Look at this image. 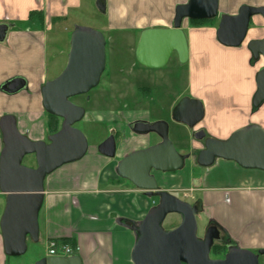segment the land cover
<instances>
[{
    "label": "crops",
    "instance_id": "obj_1",
    "mask_svg": "<svg viewBox=\"0 0 264 264\" xmlns=\"http://www.w3.org/2000/svg\"><path fill=\"white\" fill-rule=\"evenodd\" d=\"M117 1L105 0L109 20L104 28H137L132 24L133 0L129 8L124 5L125 0L120 1L125 8L122 13ZM186 1L162 0V3L170 2V7L162 14L142 15L139 12L140 17L152 22L139 29L138 37L140 30L147 27L172 26L175 6ZM81 2L0 0V23L8 26L4 40L0 41V117L13 115L19 132L30 140H46L48 135V116L40 93L44 82L53 78L46 69L48 33L61 21L59 19L69 15L70 10L79 8ZM242 4L264 6V0H219L218 14H235ZM251 20L255 21L253 17ZM185 21L182 26L189 50L188 62L184 64L186 93H181L168 105V114L171 115L172 108L184 95L202 103L204 115L193 130L203 129L208 136L226 139L234 130L249 123L264 129V103L254 110L251 105L254 77L263 63L262 59L254 61L246 47L248 40L264 34L259 35L256 28L249 26L247 39L238 47H228L216 39L218 19L201 26H188ZM172 56L177 61L176 56ZM13 79H21L22 86L15 91L3 90V85ZM141 92L144 98H151L148 89ZM138 115L135 118L161 120L152 118L149 111ZM117 118L112 117V120ZM183 127L187 139L174 134L173 142L187 144L188 149L198 148L196 144L200 142L193 138V130ZM138 137L141 138L138 140ZM127 140L118 145L113 158L94 149L89 153L87 150L81 159L66 163L45 177L44 198L38 213L41 242L55 239L77 247L73 254L84 264H133L130 253L135 235L127 224L141 220L155 198L119 177L116 165L126 153L153 144L159 138L155 134L138 136L128 132ZM2 146L0 131V151ZM250 170L246 171L233 161L218 159L210 167H199L198 175L170 176L176 179L171 184L166 173L154 172V175L163 190L170 191L173 186L191 189L187 201L196 204L197 216L204 228L216 224L232 245L257 252L264 249V171ZM4 205L5 195L0 192V217ZM12 258H6L3 253L0 232V264H10Z\"/></svg>",
    "mask_w": 264,
    "mask_h": 264
},
{
    "label": "water",
    "instance_id": "obj_2",
    "mask_svg": "<svg viewBox=\"0 0 264 264\" xmlns=\"http://www.w3.org/2000/svg\"><path fill=\"white\" fill-rule=\"evenodd\" d=\"M95 6L105 13V0H95ZM219 0H187L174 9L172 26L147 27L140 31L134 49L137 64L159 69L167 65L174 54L180 65L188 62L189 50L183 21L186 19H213L219 16L215 35L217 41L228 47H238L246 39L253 16L264 19V6L243 4L235 14H218ZM7 24L0 23V41L4 40ZM104 35L99 30L77 25L70 34L66 64L61 72L44 82L41 103L44 111L61 119L59 129L47 135L46 140H30L19 132L16 118L11 114L0 117L2 149L0 151V192L5 205L0 217L3 253L17 257L26 252L27 240L39 242L38 213L44 198V179L58 167L81 159L88 149L87 139L75 127L85 110L70 98L85 94L100 81L105 68ZM247 49L254 61L262 59L256 72L252 109L264 103V36L247 41ZM23 84L13 79L3 85L5 91H15ZM202 103L184 96L171 110L173 121L189 129L202 120ZM137 134H155L159 140L146 147L132 150L116 165L119 177L128 180L147 196L158 201L143 218L135 222V241L130 253L133 264H258L264 249L253 252L226 244L222 258H211L210 249L220 240V230L209 226L202 237L197 235L196 204L183 200L159 187L154 172L168 173L181 169L190 153L180 154L168 137L165 120L135 121L131 125ZM193 138L201 143L194 160L197 166L207 168L218 159L233 161L244 169L264 171V129L249 123L234 130L226 139L205 137L204 130H193ZM205 137V138H204ZM116 144L112 134L97 145L99 154L113 158ZM26 155H34L35 166L22 164ZM170 213L180 215L179 224L164 229L162 223ZM34 264H81L76 254L42 257Z\"/></svg>",
    "mask_w": 264,
    "mask_h": 264
},
{
    "label": "rangeland",
    "instance_id": "obj_3",
    "mask_svg": "<svg viewBox=\"0 0 264 264\" xmlns=\"http://www.w3.org/2000/svg\"><path fill=\"white\" fill-rule=\"evenodd\" d=\"M120 1L122 0L117 1V5H119V11L122 13L125 11V8L122 4H119ZM133 2L134 20L132 24L138 27L133 29L126 28L125 30H107L104 28V25L109 20L108 12H99L95 6V0H82L79 8L70 10L69 15L64 19H59L61 21H58L53 26V30L48 33L46 69L53 78L61 72L66 64L70 34L75 26H88L99 30L104 35L106 41L105 68L100 81L97 86L89 90L86 95H77L70 98L74 104L83 107L85 110L83 118L74 125L86 137L88 153L92 149L97 152V145L110 134L117 135L116 141L120 143L119 145H122L124 141L125 143L128 142L127 136L129 131L125 127L127 123L126 120L128 119L130 121L140 116L138 115L139 112L149 111L152 118L159 117L161 120L167 122L168 137L178 153L184 154L192 152L193 154V150L188 149L187 144L183 145L178 142H173L174 134L186 140V129L183 125H175L171 119V115L168 114V105L175 100L178 95L186 93V67L180 65L173 56L166 66L159 69L143 67L137 64L134 59V49L138 40V31L141 27L152 22L150 19L140 17L139 12L142 13V15L152 13L162 14L166 12V8L168 9V7H170V2L169 4L162 3V0H133ZM124 5L128 8L131 7V0H125ZM253 18L255 21L253 22V20H251L249 26H252L253 29L256 28L259 35L264 34V19L258 16ZM214 20H216V18H214ZM214 20L211 23H213ZM185 22L188 26H192L189 24L188 19H186ZM261 63H263L262 60ZM159 82L161 83L160 85ZM140 87L148 89L149 93L151 92L149 94L151 98H144L143 93L139 91ZM112 117L118 118L112 120ZM56 122L59 129L61 119L57 118ZM140 138L141 137H138V140ZM154 138V136H151V139ZM138 140L136 141L137 144L140 142H138ZM196 145L198 147L200 146L199 144ZM194 161V156L190 154V157L185 160L184 166L181 169L166 173L168 183L171 184L176 181L175 178L171 179L170 176L178 178L180 176L185 177L186 175H198L200 172L199 167L195 165ZM22 164L34 167V155L24 156ZM249 170L250 169H246V171ZM178 183H180V181ZM182 187L183 186L175 188V186H173L172 190L168 191L187 201L190 199L189 194L191 189ZM154 198L153 205L158 201L156 196H154ZM180 220V215L170 213L165 217L162 226L164 229H170L179 224ZM204 232L205 228L200 220V216H197V235L202 237ZM228 243L231 244L230 242ZM47 251L48 247L46 243L41 241L37 244L29 243L26 252L12 258L13 261H11L10 264H34V258L46 254ZM224 252L225 250H223L217 258H222L225 254ZM210 257L215 258L211 253ZM258 264H264V253L259 255Z\"/></svg>",
    "mask_w": 264,
    "mask_h": 264
},
{
    "label": "flooded vegetation",
    "instance_id": "obj_4",
    "mask_svg": "<svg viewBox=\"0 0 264 264\" xmlns=\"http://www.w3.org/2000/svg\"><path fill=\"white\" fill-rule=\"evenodd\" d=\"M243 5V4H242ZM257 16H259V15H257ZM254 17V16H253ZM216 19H218V21H219V16H217L216 17ZM258 61V60H257ZM144 89V87H140V89H139V91H141V90H143ZM87 93H85V94H81L80 96H82V95H86ZM79 96V95H78ZM182 97H184V96H182ZM181 97V98H182ZM72 98V97H71ZM190 98V97H189ZM135 121H146V120H143V119H141V118H135V119H133V120H130V121H128L127 123H126V129L129 131V132H132L133 134H135V135H147V136H150V134H137V133H135L133 130H132V127H131V125H132V123L133 122H135ZM190 130H192V129H190ZM197 130H200V129H197ZM203 130V129H202ZM192 134H193V132H192ZM113 136H114V139H115V144H116V150H117V148H118V145L120 144L118 141H116L117 139H116V136L117 135H114V134H112ZM109 136V135H108ZM107 136V137H108ZM208 135L205 133V137H207ZM106 137V138H107ZM204 137V138H205ZM105 138V139H106ZM103 141V140H102ZM203 140H201V141H198V142H200V146L198 147V148H191L192 150H193V154H192V152H190V154L192 155V156H194V155H196V153L200 150V149H202L203 148V145H202V142ZM101 143V142H100ZM148 145H150L149 143H148ZM148 145H146V146H148ZM146 146H144V147H146ZM115 150V151H116ZM195 162V161H194ZM195 165H196V163H195ZM197 166V165H196ZM199 167V166H198ZM155 200V199H154ZM153 206V205H152ZM212 225H214V226H216L219 230H220V240H219V242H214V244L213 245H215L216 243H218V244H223V245H225V244H228V245H231V244H229L228 243V241H230V240H228L227 239V237L223 234V232H222V230L216 225V224H209L206 228H205V230L209 227V226H212ZM135 226V222H133V221H131L130 223H129V225H128V228L129 227H134ZM175 227V226H174ZM132 230V229H131ZM132 232L134 233V235L136 234V232H135V230H132ZM205 233V232H204ZM39 241H40V239H39ZM30 243V241L29 240H27V249H28V244ZM212 245V246H213ZM226 247L227 246H225V248H223V250H225V252L224 253H226ZM26 249V250H27ZM211 250V249H210ZM70 255H74L73 253H71V254H67V255H49L48 254V252L46 253V254H44V255H40V256H38L34 261H37L38 259H40V258H42V257H59V256H70ZM220 257H222V256H220ZM224 257V256H223ZM6 258H8L7 256H6ZM217 258V257H216ZM80 260H81V258H80ZM81 264H84L83 263V261L81 260Z\"/></svg>",
    "mask_w": 264,
    "mask_h": 264
},
{
    "label": "trees",
    "instance_id": "obj_5",
    "mask_svg": "<svg viewBox=\"0 0 264 264\" xmlns=\"http://www.w3.org/2000/svg\"><path fill=\"white\" fill-rule=\"evenodd\" d=\"M34 11L30 12V16L31 14H33ZM214 20L213 19H199V20H191V19H188V22L190 25L192 26H201V25H205V24H208V23H211L212 21ZM212 24V23H211ZM47 116H48V119H47V123H46V128H47V131H48V134H52L54 132H56L58 130V127H57V118L56 116L54 115H51L49 113H47ZM129 224H127L128 226ZM62 243H66L65 241H62ZM226 244L223 245V244H215L211 247V250H210V253L214 255V257H218V255L223 251V248H225Z\"/></svg>",
    "mask_w": 264,
    "mask_h": 264
},
{
    "label": "built area",
    "instance_id": "obj_6",
    "mask_svg": "<svg viewBox=\"0 0 264 264\" xmlns=\"http://www.w3.org/2000/svg\"><path fill=\"white\" fill-rule=\"evenodd\" d=\"M154 204V201H152ZM49 255H67L77 250V247H72L67 243L58 242L55 239H48L47 242Z\"/></svg>",
    "mask_w": 264,
    "mask_h": 264
}]
</instances>
